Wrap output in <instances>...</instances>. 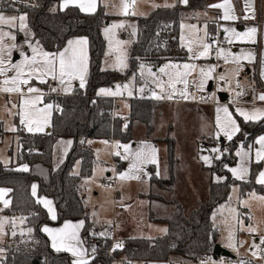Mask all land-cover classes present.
<instances>
[{
	"label": "rangeland",
	"instance_id": "obj_1",
	"mask_svg": "<svg viewBox=\"0 0 264 264\" xmlns=\"http://www.w3.org/2000/svg\"><path fill=\"white\" fill-rule=\"evenodd\" d=\"M128 2L131 3L132 1L128 0ZM167 2V0H135V8H129L128 12L131 13L132 11H135V16H147L156 7H166ZM28 3L30 4L29 1H27V4ZM103 3L106 4L105 10L107 13L111 14V12H113L118 15L120 14V16L115 17L110 23H108L109 20H107V25L103 26L102 30L107 45L105 55L102 60V68L125 72L129 67V48L136 37V25L133 26L132 22H129V20L125 18V15L130 14L124 13L121 7L122 0H113L112 4H110L111 2L109 0H103ZM0 12H2L5 16L24 15V13L17 14L7 11ZM195 19L208 20L210 19V16L208 11L203 9L199 10L198 13H195L194 18L181 21L180 44L187 51V59L184 61L172 59L162 63L161 67L169 64L181 65L180 69L167 68L165 70L166 73H175L177 71H186L182 67V65L185 63L195 65V70H190V74L186 77L188 80L187 96L195 97L193 100L201 99V97H209L210 99L216 98L218 101L216 103L206 104H198L196 102L178 104L164 103L162 101L158 102L153 115L154 132L150 137L154 138L155 140H149L150 138L146 137V129L141 124H138L135 127L133 140L123 144L118 140L121 143L120 145H129L130 151L132 152L141 149L144 145H151L156 149V163L145 165L143 172L141 173V179L139 180L135 178H128L124 180L120 179V174L129 172L132 157L130 156L129 159L125 160L123 158L125 153L119 156L116 155L119 150V148L116 147L117 143L112 145L110 140L106 139H95L93 141H89L90 145L95 150L96 164L94 166L92 175L90 177L82 178L81 180L86 204L93 215V220L96 224H111V226H114V228L117 230L116 237L122 238L126 242L128 239L124 238L126 236H145L154 238L166 232L164 230H167V223H165L163 220L161 221L157 219L169 218L174 213V200L168 201V199L171 198V195L181 202L183 210L186 214H189L194 208L198 207V205L203 202V200L206 201L209 198V187L212 175L210 167L213 165V163H215V161L221 160L222 154L226 149L225 144L229 141L222 133L219 138L216 136L218 131L216 124L218 107L227 105L229 110L236 117L237 122L240 125V129V119L244 120V118L240 117L239 114L235 112L237 107L248 110H251L254 107L264 108L261 105L241 103L242 101L248 100H245L242 95L239 97L235 95L236 92L244 91V89L240 90L238 87H236L238 81L243 84V88H247L248 86L250 87L253 83L249 77L247 68H253L254 59H252L251 62L248 60L241 61L242 68L238 75L234 74L236 65L231 63V61L225 63L223 58L217 59L213 48L211 54L208 57L193 59V53L188 51L189 42H192L191 47L193 48V52H196L198 47L197 41L199 38L203 37L205 31L208 33L206 39L207 43H212L211 39H214L217 33V30L216 32L214 31L212 38L210 39L211 30L209 24L207 22L199 23V21ZM26 23L30 32V35L27 36L24 31H20L18 28L13 29L9 28L7 25L3 26L4 31H11L15 34L16 40L11 42L21 46L19 49H14L12 51L13 63L22 59L20 51H23L28 55L32 54L31 48L29 47L28 43L25 42L26 39L31 40L33 45H36V43L39 42L33 38V30L30 27L28 20H26ZM120 23H123L124 26L121 28H114L107 35L105 34L106 28H111L112 25ZM205 25L207 26L206 28ZM185 26H195V28L192 29ZM125 27L127 28L128 33H130L128 36L123 37L120 32ZM18 30L20 31L21 35L17 34ZM83 37L84 36H79L75 38L77 39ZM229 38L232 37H229L228 34L222 38L224 43H228L230 45V48L226 49V51L231 50V52L236 55H240L242 52L246 55L247 53L251 52L253 56H255L256 49H254V47H242L239 52L235 51L234 46L237 45L239 40L238 38H232L234 42L229 43ZM9 42L10 41L6 38L5 43ZM39 46L43 48L40 42ZM87 48L89 61L85 86L87 84V78L89 75V44L87 45ZM118 57H123L125 59L127 64L126 68L121 69L119 67L117 61ZM141 65L145 66L143 74H141L140 67L137 76L132 75L126 78L124 81L116 83L114 87H101L110 89L112 92L119 91L120 94H118V96H120V99L118 100L117 104H119L120 110H118V113L121 116H127L129 114L127 111H129L130 107L129 100L123 97H132L133 95L137 97H144L147 93L148 95L149 93L151 95L150 88L155 86V84L152 82L153 77L149 74L148 69L150 68L152 71V69L157 67L159 64L155 66V62L153 61H144ZM210 66H216L215 71L212 73L214 78L207 80L205 82V87L198 90L197 85L201 79L199 69L203 67L207 70ZM153 73L161 74L160 71H154ZM13 74L14 73L10 72L8 75L11 76ZM164 75V78L159 77V79L165 82L164 92L167 93L169 90L167 85L168 76L166 74ZM220 75H224L229 78L230 82L221 81L219 79ZM3 79L4 77H0V80ZM216 81L223 82V85L217 88L216 92H225L229 95L225 102L219 100L214 89L208 90L210 83ZM117 85L121 86L119 90L116 88ZM124 85H129V88H124ZM31 86L40 88L41 92L44 94L42 101L37 105L38 107L43 108L45 104L49 103L53 105L49 116V123L45 126L43 132H46L47 126L51 125L54 107L59 104L58 102L60 101L61 96L72 94L77 88H80L79 81L74 80L71 82L70 90L65 92L63 91V87L67 86V82L65 86H61L59 85V81H53L50 78L46 84H42L38 80L33 79L31 81ZM22 87L24 88V91L27 90V86ZM51 88H57V91L52 92L50 91ZM141 88L144 89L143 92L140 91ZM176 90V93L178 94L181 91H184V84L177 83ZM129 91L132 92V95L128 94ZM212 94L215 95L213 96ZM22 110V98L19 94L0 92V161L7 166L11 165L12 163H16V155L19 151L18 149H20L19 130L22 129L28 132L25 125L20 123L21 117L18 115V113ZM219 115L222 117L223 113L221 112ZM13 128L15 131L11 130ZM237 135L238 133L233 138H235ZM172 140H174L175 144V179L173 187L174 192L168 193L167 189L171 191L172 187L168 181L170 174L168 170L169 162L167 161V152L168 141ZM67 141H71L72 143L69 145L66 143ZM72 145V137H57L54 144L53 164L55 168H57L66 159ZM241 145H243V150H248L250 148L253 149L252 161L248 165L250 172L245 180H239L233 175L230 169L233 167H238L241 163V157L237 155V160L234 164L226 165V168L230 171L232 178H235L237 181L232 183L227 201L219 205L218 209L214 213V221L219 230L216 243L230 251L233 256L227 257L232 258L237 263L244 262L248 264H264V244H260L261 236H264V201L250 197L251 193H255L256 197H264V194L253 190L248 191L242 196L240 185L241 181H247L251 176L252 168L255 165L254 150L256 147H259V145L256 143L252 145L251 142H241L235 153L241 151ZM121 148L123 149V147ZM213 148H220L221 153L211 152L210 149ZM204 156L210 157L211 162H205L203 159ZM113 159H118L119 164L121 159H124L126 164L124 161L122 162L124 163L125 167L118 170L117 166L115 167L113 163ZM260 163L261 167L259 168V172L264 170V161H261ZM24 165H18L17 167L19 169H23ZM80 168L81 162L80 160H77L73 166L72 173L79 174ZM28 169L29 166L27 165V170ZM108 172H117L118 174L117 180L119 194H117L116 197L114 196L113 188L104 184V180L109 178L107 175ZM153 173L156 175H161L160 182H162L163 188L158 187L157 184H151L150 178ZM214 179L223 180L225 177L215 174ZM44 198L52 202L50 207L54 210L57 217L58 212L54 200L44 193L40 194L39 200ZM244 201H248V204L245 205ZM42 205L44 206L43 203ZM46 210L50 219H52V212H49L48 208H46ZM232 210H235V212ZM3 215L4 213H0V222L3 223V229L0 231V249H2V251H0V264L2 262L1 258L4 256L3 254H6L9 251V246H6L8 241L12 240L16 236H19V239H21L25 235L28 236L31 233V231H29L30 228L27 227L25 223H23L24 220H14L13 218H10V216L9 219H7L8 217ZM240 221H243V223L241 224ZM249 226L256 227L258 230L256 232H250L248 231ZM230 232L233 234L232 244L234 247L229 246L228 236ZM13 233H15V235H13ZM92 235H95L96 239L100 237V235L97 236L95 233ZM96 239H93L90 242L93 244V246L96 242ZM254 242L257 245H260V247H253ZM9 244L11 243L9 242ZM253 252L257 254L254 256ZM117 257L124 260L129 258L125 254L118 255ZM88 260L91 261L92 258ZM134 260L137 259H132L130 262ZM97 264L103 263L97 262ZM116 264L123 263L119 261L116 262ZM125 264H127V262H125ZM134 264L145 263L136 262Z\"/></svg>",
	"mask_w": 264,
	"mask_h": 264
},
{
	"label": "trees",
	"instance_id": "obj_2",
	"mask_svg": "<svg viewBox=\"0 0 264 264\" xmlns=\"http://www.w3.org/2000/svg\"><path fill=\"white\" fill-rule=\"evenodd\" d=\"M59 1L0 0V11L27 15L34 38L45 50H63L69 39L84 36L88 39L90 53L86 86L77 88L72 94L61 96L58 102L61 110L57 112L54 107L51 129L43 133H29L20 129V149L16 155V163L7 166L0 161V187L10 188V205L5 211L24 218L25 225L31 229L28 236L21 239L16 236L12 239L9 251L1 258V264H74L68 253L52 249L49 237L42 231L44 224L58 225L67 218L85 220L82 232L90 253L93 252L94 246L90 243L96 239L92 235L93 218L81 184L82 178L92 175L96 164L95 150L89 141L95 138H115L121 143L129 142L134 139V130L138 124L145 127L146 137H150L154 132L155 107L161 102L133 95L129 99L130 121L123 123L121 117L113 119L109 115V109L113 105L112 98L100 95L98 90L101 87H114L116 83L132 75L137 76L144 61H153L157 66L172 59L186 60L187 51L180 44L182 19L194 18L196 11L207 9L217 0H188L187 4L156 8L147 16H132L136 22V37L129 48V67L125 72L102 68L107 45L102 29L110 17L105 7L101 4L95 12L87 13L78 6L56 8ZM234 2L241 9L240 0ZM213 32L214 29L211 37ZM120 33L126 37L130 32L125 27ZM240 123L241 131L226 142V151L221 160L215 161L210 167L212 175L209 198L189 214L184 212L181 202L174 199L175 210L172 216L160 219L168 224L167 232L155 238L130 237L123 248L115 250L117 256L125 254L129 258L146 261L197 262L212 251L219 235L214 213L219 205L227 201L231 185L237 181L232 178L226 165L236 162L235 151L241 142H251L254 145L258 134L264 131V119H240ZM57 137H72L73 145L66 159L55 168L54 144ZM175 159L174 140L168 141V181L171 189L174 187ZM77 160H80L81 168L79 174H74L72 169ZM24 164L29 166L28 170L17 167ZM254 164L249 180L240 182L242 196L253 190L264 194V185L256 182L261 163ZM123 165L121 160L119 169ZM215 174L224 176L225 179L216 180ZM150 179L151 184L162 187L158 175L153 173ZM35 183L38 194L44 193L54 200L58 212L55 220L50 219L46 208L32 194ZM132 246H135L134 250ZM97 262L115 264V260L105 253H98L89 264Z\"/></svg>",
	"mask_w": 264,
	"mask_h": 264
},
{
	"label": "snow or ice",
	"instance_id": "obj_3",
	"mask_svg": "<svg viewBox=\"0 0 264 264\" xmlns=\"http://www.w3.org/2000/svg\"><path fill=\"white\" fill-rule=\"evenodd\" d=\"M78 0H63L61 5L62 8H67L70 4H76ZM183 3L187 4L188 0H182ZM246 6L251 7V0H245ZM78 6L86 11L93 12L97 7V0H79ZM121 7L125 14H136L135 11L131 13L128 12L129 8H135V0H132L131 3L128 0H122ZM209 7L220 8L223 9V15L220 19L228 21L235 20L238 17L234 14L233 5L231 0H223V3H217L210 5ZM254 18L245 16V19ZM27 15L20 16H5L2 12H0V77H4L3 80H0V92L4 93H17L22 98V107L23 110L18 113L21 117L20 123L25 125L28 132H43L45 126L49 123V116L51 109L53 108L52 104H45L43 108L38 107V103L43 99V93L41 89L38 87L31 86V81L33 79L38 80L42 84L48 83V79L50 78L53 81H59V85L65 86L67 82V86L63 87V91L68 92L70 90L71 82L74 80L79 81V87L84 88L86 83V76L88 73V40L86 37L71 39L67 41V46L63 48V50H57L56 52H48L45 51L42 47L39 46V42L36 45L32 44V41L26 39V43H28L31 48V55L20 51V55L22 57L18 62L13 63L12 61V51L14 49H19L21 46H18L16 43L11 41L16 40V36L11 31H4L3 26L7 25L9 28H18L20 31H24L27 35H30L28 30V26L26 23ZM123 23L114 24L111 28L105 29V34L107 35L114 28L123 27ZM194 29L195 26H185ZM207 26L205 25V28ZM224 31L230 34L232 38L246 39L249 42H255V37L258 32L256 27L248 28L246 32H237L234 28H225ZM208 33L205 31L203 37L199 38L197 41L198 47L196 52H193V48L191 47V41L189 42L188 51L193 53V59H198L201 57H208L213 48L212 43H207ZM8 39L10 42L5 43V39ZM229 38L228 42L233 43V39ZM123 43V42H120ZM215 43V42H214ZM217 59L223 58L225 63L231 61V63L236 65L234 69V74L238 75L241 68L243 60H248L251 62L254 59V56L251 52L246 55L243 52L240 55L233 54L231 50H225L222 47H217L215 53ZM119 67L121 69L126 68L127 64L123 57L117 58ZM144 65H141V74L144 71ZM183 69L186 71L180 72L177 71L175 73H166L165 70L167 68L180 69L181 65L178 64H169L161 67L159 69L161 74H166L168 76V91L164 95H158L153 92V96L157 99H172L176 94V84L183 83L185 86V90L181 91L179 95L181 97L187 98V85L188 80L186 77L190 74V70H195V65L183 64ZM216 66H210L207 70L203 67L199 69L201 79L198 82V90L203 89L205 87V82L207 80L213 79L212 73L215 71ZM14 73L9 76V73ZM149 74L153 77L152 82L156 84L158 88L161 89V92H164L165 82L160 80L157 77L156 73H153L151 69H148ZM219 79L221 81L230 82L229 78L224 75H220ZM22 86H27L26 92ZM120 85H117L116 88L119 90ZM124 88H129V85H124ZM236 87H241L239 83H237ZM50 91L55 92L57 88H51ZM141 92L144 91L143 88L140 89ZM35 94V95H32ZM99 94L102 95H118L119 91L112 92L110 89L101 88L99 90ZM129 95H132V92L129 91ZM243 91L236 92L235 95L237 97L243 95ZM213 96L215 94H212ZM195 98V97H193ZM260 101H264V93L259 94L257 97ZM203 99V97H201ZM15 107V105H14ZM223 113L221 117L219 113ZM235 112L239 114L240 117H243L245 121H256L264 119V108H252L251 110L244 109L241 107H237ZM217 117L216 124L218 127V131L216 133L217 138L221 135V133L230 141L233 137L241 131L240 125L237 122L236 117L229 110L227 105H223L217 108ZM15 131V129H11ZM67 144H71V141H67ZM106 143V142H105ZM259 147L255 148V162L260 163L264 161V135H261L255 142ZM117 148L123 147L125 155L123 158L125 160L132 157L131 166L128 173L120 174V179H128L135 178L141 179V173L143 172L144 166L147 164L156 163V149L151 145H144L141 149L136 150L135 152L130 151L129 145H120L117 143ZM211 152L221 153L220 148L210 149ZM226 151V149H225ZM252 152L253 149L243 150V145H241V151L236 153L237 156L241 157V163L238 167H233L230 171L236 176L239 180H245L250 172L249 164L252 161ZM116 155H121L120 152H117ZM204 161L210 163V157L204 156ZM23 170H27V165L23 166ZM256 182L258 184L264 185V170L260 171L257 175ZM36 185H33L32 194L34 196L37 195ZM10 191L9 189H0V200H3L4 205L7 207L10 203L9 200L4 199L5 194ZM251 198H255L261 201H264V197H256L255 193L250 194ZM44 204L46 208H48L49 212H52V219H56V215L54 210L50 207L51 201L46 198L39 200ZM245 205L248 204V201H244ZM235 212V210H232ZM83 221H80L78 224L69 225L65 224L62 229H51L45 227L43 230L47 232L50 236H52L53 248L57 251H68L73 254L76 259L74 260V264H89V260L86 259L87 250L82 247L83 241L79 239L78 230L83 226ZM242 224L243 221H240ZM71 228V231L69 229ZM3 229V223L0 222V231ZM258 229L256 227L249 226L248 231L256 232ZM31 231V229H29ZM164 231H167L166 229ZM15 235V233H13ZM101 236L105 235V233H100ZM229 246L234 247L232 244L233 234L230 232L228 236ZM260 244H264V236H261ZM116 247H121L120 244H117ZM253 247L259 248L260 245L253 243ZM2 251V249H0ZM95 252V248L92 249ZM257 253L253 252L255 256ZM200 264H214L211 258L207 260H201ZM223 264V262H221ZM244 264V262H241Z\"/></svg>",
	"mask_w": 264,
	"mask_h": 264
},
{
	"label": "crops",
	"instance_id": "obj_4",
	"mask_svg": "<svg viewBox=\"0 0 264 264\" xmlns=\"http://www.w3.org/2000/svg\"><path fill=\"white\" fill-rule=\"evenodd\" d=\"M109 1L111 2L110 4H112L113 0H109ZM130 1H132V0H130ZM167 1L168 2L166 3L167 4L166 7H161V8H168V7L176 6L178 4L179 5L185 4V3L182 2V0H167ZM78 2H79V0H78ZM78 2L76 4H70L69 6H78ZM62 3H63V0H60L56 4L55 7L59 8V9H65V8L61 7ZM217 3H223V0L214 1L210 5L217 4ZM231 3L233 5L234 14L238 17V19L228 20V21L222 20V19H220L219 16L223 15V9L209 7L210 6L209 5L206 10L208 11L210 19H208V20H206V19H202V20L195 19V20L199 21V23L200 22H207L209 24V26H210V30H211L210 32H212L213 29H214L215 32H216V30H219L221 38H224L226 36V34H228V36L230 37V34L228 32H226V31H224L225 28H234L235 29V27H236V31L237 32H241V33L246 32L247 29L251 28V27H256L258 29V32L256 34L254 43L253 42H249L246 39L242 40V39L238 38L239 42L237 43L236 46H234V50L239 52L242 47H247V48L254 47V49H256L255 56H254V61H253V68H247L249 77H250V79L252 80L253 83L251 84L250 87L248 86L247 88H242V89H244V91H243L244 94L242 96H243V98H245V100H248V101H242L241 103H244V104L248 103V104H252V105H261V106L264 107V101H260L257 98L259 96V94L264 93V0H251V7L250 8L248 6H246L245 0H240L241 9H238V7L235 4L234 0H231ZM101 4L104 7L106 6V4L103 3V0H97V7H96L95 11L99 8V6ZM156 8H159V7H156ZM156 8H154V9H156ZM82 11H84V10H82ZM95 11H93V12H95ZM84 12H86V11H84ZM198 12L196 11L195 13H198ZM14 13H17V12H14ZM87 13H92V12H87ZM195 13H194V15H195ZM17 14H19V13H17ZM109 16L110 17H109V22L108 23H110L115 17L120 16V14L118 15L116 13L111 12V14H109ZM132 16H135V15H131V14L130 15H125V18L127 20H129V22H132V24L134 26V25H136V22H135V20L133 19ZM245 16L254 17V18L245 19ZM183 20H190V19H182V21ZM105 25H107V24H105ZM17 34L21 35L19 30L17 31ZM212 35H213V33H212ZM33 38H34V34H33ZM211 38L212 37L210 36V39ZM71 39H76V38L73 37ZM71 39H69V40H71ZM66 46H67V44H66ZM161 65L162 64H159L157 67H154L152 69V71L153 72L154 71H159V68L161 67ZM145 90H147V89H145ZM150 90H151V95L149 93L148 97H150L152 99L159 100V99H157V98H155L153 96V92L157 93L158 95L166 94V92L161 93V89H158L156 84H155V86L153 88L151 87ZM175 95H178L182 100H193L194 99L191 96H187V98L181 97V95H179L178 93H176ZM108 96L113 97V96H118V95H112V96L108 95ZM162 102H164V103H173V104L189 103V102H186V101H183V102L162 101ZM118 107H119V104H118ZM119 110H120V107H119ZM127 112L129 113V111H127ZM50 129H51V125H48L46 130L49 131ZM261 135H264V131L259 133L255 140H257ZM150 137H148V138H150ZM95 139H101V138H95ZM95 139H92V141L95 140ZM106 140H109V139H106ZM149 140H155V139L154 138H150ZM134 145H135V143H134ZM121 160L124 161V159H121ZM125 164H126V162H125ZM124 167H125V165H124ZM109 174L110 173L108 172L107 175H109ZM158 176L161 178V175H158ZM34 185L37 186V183H35ZM157 186L162 188L159 185H157ZM0 189H9L10 190V188H8V187H0ZM167 190H168V193H173L174 192V189H171V191L169 189H167ZM36 192H37V187H36ZM9 193H10V191H8L5 194L4 199H7V200L10 201ZM36 196H37V198L39 200L40 194H38V192H37ZM174 199H176V198L171 195V198L168 199V201L174 200ZM203 201H205V200H203ZM9 205H10V203H9ZM9 205L6 207L4 205V203H3V200H0V213H4L3 216L8 217L7 219H9V216H10V218H13L14 220L15 219H21V221H23L24 218H22V217H20L18 215L9 214V213H7L5 211L6 208L9 207ZM174 210H175V207H174ZM92 218H93V215H92ZM160 219L161 218H159V220ZM80 221H83L84 223H83V226L81 228H79V230H78V236H79V239L81 241H83L82 247L87 250L86 259H91V258L94 257V255H92L90 253V251H89V249H88V247L86 245L85 237H84L83 232H82L83 228H84V225H85V220L83 218H67L62 223H60L58 225H53V224L46 223V224H44L42 226V231L49 237L50 245H51L52 249L55 252H66L73 258V260L76 259V257H74L71 252L64 251V250L57 251L55 248H53V246H52V244H53L52 236H50L43 229L45 227L51 228V229H62V228H64L65 224L75 225V224H78ZM23 223H25V220L23 221ZM93 224H94V229H95L94 231H92L93 234L95 233L97 236H99L100 233H105V235H103V236L100 235V237L97 238V239H100V238H103V237H107V235H109V233H110V230L112 228L115 229L114 226H111V224H109V223H107V224L103 223L102 225H98L93 220ZM166 225H167V230H168V224H166ZM69 231H71V228L69 229ZM116 231L117 230L115 229V232ZM131 237H145V236H131ZM124 238H130V237L126 236ZM146 238H150V237H146ZM97 239H96V241H97ZM9 242L11 243L12 240L8 241L6 246L10 245ZM3 255H5V254H3ZM120 262H122V261H120ZM136 262H144L145 264H168L167 261H156V260H153V261H151V260H149V261H146V260H134V261H132L130 263H127V264H134ZM122 263L125 264L124 262H122ZM95 264H97V263H95ZM115 264H116V262H115ZM239 264H241V263H239ZM244 264H248V263H244Z\"/></svg>",
	"mask_w": 264,
	"mask_h": 264
},
{
	"label": "built area",
	"instance_id": "obj_5",
	"mask_svg": "<svg viewBox=\"0 0 264 264\" xmlns=\"http://www.w3.org/2000/svg\"><path fill=\"white\" fill-rule=\"evenodd\" d=\"M219 17H221V16H219ZM211 41H212V44H213V51L215 53H216L217 47H222L225 50L230 48V45L228 43H224L222 41V38L220 36V31L219 30H217V33H216L214 39H212ZM156 74H157V77H161V78L165 77L164 74H159V73H156ZM237 83H239L241 85V87H238L241 90L243 88V84L240 81H238ZM212 85H213L212 89H214L215 92H216L217 88H219L220 86L223 85V82L216 81V82H213ZM216 93H217V97L219 98V96H218L219 92H216ZM146 97H148V93L144 97H140V98H146ZM123 98H127L129 100L131 97L126 96V97H123ZM119 99H120V96H113L112 97L113 105L109 109V115L113 119H115L116 117H121L122 118V122L123 123H127V122L130 121V115L128 114L127 116H121L118 113L119 107H118L117 102H118ZM159 100H161V101H170V102H183V101H186V102H189V103L196 102L198 104L216 103L218 101V100H216V98L215 99H210L209 97H207V98L203 97V99H198V100H182L178 95H174L172 99L164 98V99H159ZM60 110H61L60 105H57L55 107V111L58 112ZM109 140H110V143L112 145H115L116 143L120 144V142L117 139H115V138H111ZM118 152L123 154L124 150L120 147ZM113 163H114L115 167L117 166V168L119 170V160L118 159L117 160L113 159ZM108 176H109V178L104 180V184L106 186H109V187L113 188L114 195L116 197L117 194H118V180H117L118 174H117V172H113V173H110ZM126 243L127 242L124 239L116 237L115 229L112 228L110 230L109 235H107V237L100 238L94 243L95 252H92L91 254L92 255H97L99 252H105L109 256H111L116 262L122 261L124 263L125 262L129 263L132 260L131 258H126V260H124V259L118 258L115 255V249L117 248L116 245L120 244L121 248H123L126 245ZM134 249H135V246H132V250H134ZM208 258H211V260L214 262V264H221V262H223V264H239L235 260H233L232 258H229V257H218L217 259H215L214 258V254H213V249H212V251L210 253L206 254L201 260H207ZM222 258H223V260H222ZM200 261L193 262V261H184V260H170V261H167V263L168 264H200Z\"/></svg>",
	"mask_w": 264,
	"mask_h": 264
},
{
	"label": "water",
	"instance_id": "obj_6",
	"mask_svg": "<svg viewBox=\"0 0 264 264\" xmlns=\"http://www.w3.org/2000/svg\"><path fill=\"white\" fill-rule=\"evenodd\" d=\"M212 83H210V85L208 86V90H212ZM219 99L222 102H225L229 95L225 92H219L218 94ZM213 254H214V258L217 259L218 257H227V256H233L230 251H228L227 249H225L224 247H222L221 245H219L218 243H216L213 247Z\"/></svg>",
	"mask_w": 264,
	"mask_h": 264
}]
</instances>
